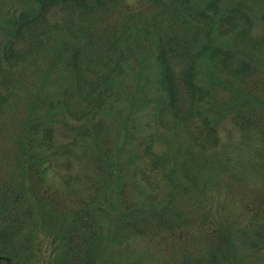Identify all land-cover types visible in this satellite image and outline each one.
<instances>
[{"label": "trees", "instance_id": "1", "mask_svg": "<svg viewBox=\"0 0 264 264\" xmlns=\"http://www.w3.org/2000/svg\"><path fill=\"white\" fill-rule=\"evenodd\" d=\"M41 204L57 264H100L104 224L163 264L263 256L264 0H0V254Z\"/></svg>", "mask_w": 264, "mask_h": 264}, {"label": "rangeland", "instance_id": "2", "mask_svg": "<svg viewBox=\"0 0 264 264\" xmlns=\"http://www.w3.org/2000/svg\"><path fill=\"white\" fill-rule=\"evenodd\" d=\"M130 3L137 1V0H128ZM122 110V108H121ZM126 113L125 110H122L120 116H124ZM237 138V137H236ZM235 138V139H236ZM235 141V140H234ZM250 155V154H249ZM244 153H240L239 151H235V149L231 152V165L234 167L237 163L244 159ZM250 157V156H249ZM246 161V159H245ZM248 162L246 161L244 165ZM243 165V167H244ZM228 180V179H227ZM51 189H55V186L61 184V180L59 178H53ZM230 189L232 187L233 192H229L230 190L226 191L225 194L223 192L220 194L221 197L227 198L229 201L233 195L236 194L234 184L229 181ZM63 188V189H62ZM60 190L55 198L59 200L61 204H56L58 207L57 211L59 212L62 206H66L65 202H69V198H75L71 192L68 194L64 186H61ZM41 190H47V188L42 186ZM63 191V192H62ZM239 191V190H238ZM76 192H74L75 194ZM48 194V191L47 193ZM82 194V192H80ZM39 194L36 193L33 195V198L38 199ZM32 200V199H30ZM28 206L30 207L32 203L27 202ZM43 207L40 210V213L33 212V224L32 228H28V231H24L22 233L23 236L30 237V239L26 238V242L30 244L28 250H24L22 255H17V260H15V264H57V254L58 252L55 251L54 245L48 243V238L46 237V233L42 231L41 227L38 232L34 231V225L40 226L38 218L46 213V205L41 204ZM105 206V203H103ZM40 208V207H39ZM54 213V212H53ZM45 215V214H44ZM100 222L103 224L105 223V219L103 217L100 218ZM32 223V221H30ZM54 224V222H53ZM26 226H28V221H26ZM102 234L103 239L100 245V254L98 253V261L100 264H107L106 262H113L112 264H163L166 258V251L163 250L162 246H159L155 243V239L152 238L151 230H147L146 232H134L127 231L129 228L125 229L121 226H113L112 231H106L105 224L102 225ZM118 233V234H117ZM124 234V235H123ZM21 235V237H22ZM50 235V234H49ZM144 235V236H143ZM119 236V239L116 240V237ZM26 253V254H25ZM262 252L259 253V257L252 258V261L249 264H264V255ZM163 263H162V262Z\"/></svg>", "mask_w": 264, "mask_h": 264}, {"label": "flooded vegetation", "instance_id": "3", "mask_svg": "<svg viewBox=\"0 0 264 264\" xmlns=\"http://www.w3.org/2000/svg\"><path fill=\"white\" fill-rule=\"evenodd\" d=\"M0 264H15V259L0 254Z\"/></svg>", "mask_w": 264, "mask_h": 264}]
</instances>
